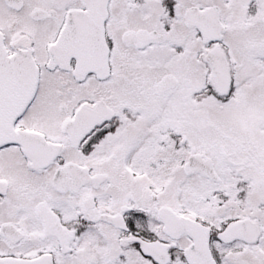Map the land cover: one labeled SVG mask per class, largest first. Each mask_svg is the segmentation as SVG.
Returning a JSON list of instances; mask_svg holds the SVG:
<instances>
[{"label": "snow or ice", "instance_id": "6c2138e0", "mask_svg": "<svg viewBox=\"0 0 264 264\" xmlns=\"http://www.w3.org/2000/svg\"><path fill=\"white\" fill-rule=\"evenodd\" d=\"M0 264H264V0H0Z\"/></svg>", "mask_w": 264, "mask_h": 264}]
</instances>
